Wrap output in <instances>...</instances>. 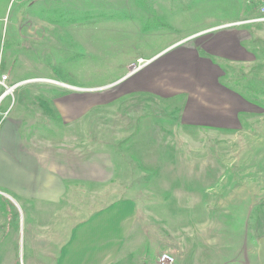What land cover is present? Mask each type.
I'll use <instances>...</instances> for the list:
<instances>
[{
	"label": "rangeland",
	"instance_id": "1",
	"mask_svg": "<svg viewBox=\"0 0 264 264\" xmlns=\"http://www.w3.org/2000/svg\"><path fill=\"white\" fill-rule=\"evenodd\" d=\"M257 18L254 0H0V68L24 80L16 82L21 88L14 97L3 99L2 105L9 103L4 116L20 111L42 146L52 141L60 153L76 159L105 155L111 160L115 171L105 186H90L92 211L127 197L138 200L141 217H169L171 231L187 237L176 256L165 252L174 256V264H260L263 110L249 106L252 112L240 121V130L212 127L229 123L218 120L225 107L213 89L245 99L232 77L243 81L260 68L250 66L252 55L227 60L245 56L231 44L220 52L219 43L217 53L210 52L200 36L232 28L244 38L247 53L252 43L263 49L264 22ZM258 53L264 77V54ZM139 59L149 61V68L137 74L141 69L132 66ZM159 66L172 70L156 86L185 90V111L180 98H120L122 89L143 83ZM48 86L63 95L90 97L92 108L84 117L73 112L85 119L66 125L47 104L50 95L43 89ZM189 104L195 111L187 114ZM12 203L0 195V264H22L17 245L23 216ZM8 210L15 214L7 215ZM157 224L162 229V222ZM6 226L14 237H2ZM4 245L15 246L16 253H3ZM158 252L161 264L164 251Z\"/></svg>",
	"mask_w": 264,
	"mask_h": 264
},
{
	"label": "crops",
	"instance_id": "2",
	"mask_svg": "<svg viewBox=\"0 0 264 264\" xmlns=\"http://www.w3.org/2000/svg\"><path fill=\"white\" fill-rule=\"evenodd\" d=\"M200 36L205 39L210 52L217 53V45L220 47L221 43L223 48H219L220 52L231 44L245 53L243 57L222 54L227 60L244 61L250 55L242 45L244 38L236 37L232 28L208 30ZM148 68L145 66L137 74L146 72ZM171 70V66H159L143 77L146 78L143 83L122 89L120 98L125 99L128 94L151 95L163 100L180 98L185 111L189 101L185 90L173 93L164 90L162 85L156 86L155 82L164 79V73ZM0 74L8 75L10 84L24 81L11 70L0 68ZM43 90L50 95L48 106L54 108L66 125L84 120L82 117L92 108L86 94L72 92L58 96L56 86ZM213 91L220 96L216 98L225 107L219 109L218 120L229 123L212 127L222 131L240 130V121L252 112L249 106L252 108L253 105L246 99H237L228 91ZM85 102L87 106L83 105ZM8 110L9 103L1 104L0 195L9 198L23 216L19 217L21 227L17 245V252L22 257L27 255L26 260L21 257L22 264H159V250L174 254L187 246L186 233L172 232L167 224L169 217H141L139 202L133 198H122L92 211L95 202L92 201L90 186H105L110 178L108 174L115 171L111 160L105 155L76 159L72 154L60 153L57 144L55 148L52 146V141L42 146L37 135L28 129L27 119L21 116L20 111L16 113L13 109L5 117ZM187 110V114L194 112L195 107L189 104ZM74 111L82 112L83 116H73ZM68 112H72V116ZM11 212L15 214V211L8 210L7 215ZM160 222L162 229L157 224ZM2 232L3 238L14 237L8 226L3 227ZM2 252L16 253L15 246L7 248L4 245Z\"/></svg>",
	"mask_w": 264,
	"mask_h": 264
},
{
	"label": "trees",
	"instance_id": "3",
	"mask_svg": "<svg viewBox=\"0 0 264 264\" xmlns=\"http://www.w3.org/2000/svg\"><path fill=\"white\" fill-rule=\"evenodd\" d=\"M250 55L254 57L252 62V68H260L259 74H252L249 72L248 75L243 76V81H241L240 77H232V83L234 85L235 90H239L240 94L245 97V99L250 102L252 105H255L263 110L264 113V77L261 74V64L258 63L259 61V53L264 54V48H256V45L252 43L250 46ZM251 71V70H250ZM224 74L227 75L228 71L227 68L224 69ZM230 78V79H232ZM67 92V91H66ZM62 94V93H61ZM59 92L58 96H62Z\"/></svg>",
	"mask_w": 264,
	"mask_h": 264
},
{
	"label": "built area",
	"instance_id": "4",
	"mask_svg": "<svg viewBox=\"0 0 264 264\" xmlns=\"http://www.w3.org/2000/svg\"><path fill=\"white\" fill-rule=\"evenodd\" d=\"M256 7H257V14H258V18L255 20L257 22H264V0H254ZM149 63V61L145 60V59H139L136 64H134L132 67L133 70H140L142 68H144L145 66H147ZM8 81H9V77L8 75L5 74H0V89L3 88V92L4 94L0 95V106L3 102V99H5L6 97H14L15 92L19 89V87L21 86L20 83H16L15 85H8ZM8 113V111L6 112V114ZM5 114V115H6ZM160 263L161 264H174L175 262V258L173 255H171L170 253H163L160 257Z\"/></svg>",
	"mask_w": 264,
	"mask_h": 264
},
{
	"label": "water",
	"instance_id": "5",
	"mask_svg": "<svg viewBox=\"0 0 264 264\" xmlns=\"http://www.w3.org/2000/svg\"><path fill=\"white\" fill-rule=\"evenodd\" d=\"M62 86L67 87L69 89H73V90H83V89H78L75 87H70V86H67L65 84H62ZM108 87H110V86H108ZM258 245H259L258 259H259L260 264H264V237L259 241Z\"/></svg>",
	"mask_w": 264,
	"mask_h": 264
}]
</instances>
